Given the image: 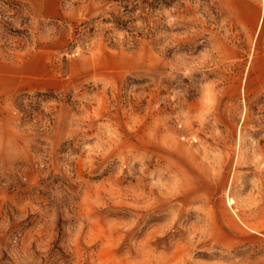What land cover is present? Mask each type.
Returning <instances> with one entry per match:
<instances>
[{
	"label": "rangeland",
	"instance_id": "1",
	"mask_svg": "<svg viewBox=\"0 0 264 264\" xmlns=\"http://www.w3.org/2000/svg\"><path fill=\"white\" fill-rule=\"evenodd\" d=\"M0 264H264V0H0Z\"/></svg>",
	"mask_w": 264,
	"mask_h": 264
}]
</instances>
